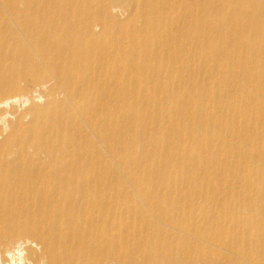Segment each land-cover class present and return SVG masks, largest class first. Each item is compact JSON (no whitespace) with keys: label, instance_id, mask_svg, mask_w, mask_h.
I'll list each match as a JSON object with an SVG mask.
<instances>
[{"label":"bare ground","instance_id":"6f19581e","mask_svg":"<svg viewBox=\"0 0 264 264\" xmlns=\"http://www.w3.org/2000/svg\"><path fill=\"white\" fill-rule=\"evenodd\" d=\"M130 6L135 21L121 25ZM171 81L188 88L174 110L150 99ZM263 113L264 0H0V264H157L116 235L122 167L158 172L142 174L147 192L118 194L170 201L152 217L186 238L204 237L179 219L222 227L209 215L228 202L247 217L227 249L235 264H264ZM141 145L157 156L147 167ZM234 157L232 175L197 172ZM233 182L246 185L237 196Z\"/></svg>","mask_w":264,"mask_h":264},{"label":"rangeland","instance_id":"374dc122","mask_svg":"<svg viewBox=\"0 0 264 264\" xmlns=\"http://www.w3.org/2000/svg\"><path fill=\"white\" fill-rule=\"evenodd\" d=\"M98 1V0H97ZM145 1V0H144ZM106 6H109L108 2L103 3ZM131 9V10H130ZM133 11V12H132ZM140 11V10H139ZM137 11L136 9L128 7L127 9V15L125 16H118V19L122 23L121 25H128L129 21L134 22L135 21V15ZM124 18V19H123ZM116 19L117 21H119ZM135 25V23H132ZM132 25V26H133ZM137 29H140L142 24L135 25ZM144 35H146L144 33ZM180 82H169V83H162L160 86L163 88V91H165L164 94H157L150 98L151 100H154L155 102L160 101L163 99L162 102L166 103V107H169V109L174 110L175 102L174 99L177 100V97L183 96L187 94L188 88L182 87L180 89ZM150 89H154L153 85H151ZM171 89H175L174 95L166 96V92L170 91ZM135 97L136 94H133ZM147 101V99L143 100L142 102ZM140 106H142V103H139ZM172 110H166L165 112L169 113ZM210 111L209 109L207 110ZM247 111L249 113H256V110L253 108H249ZM218 114V117L220 116L221 110L215 111ZM206 113V111H205ZM264 115V113H263ZM159 126V125H158ZM161 126V125H160ZM208 128H204V130H207ZM203 130L195 132L194 135H199L201 138L204 134L202 133ZM156 137V136H155ZM236 142L233 137L231 136H225L220 143V147H223L224 150L227 149L228 145L231 142ZM192 145L189 142H180L178 144V148L180 150L183 149H191ZM141 148V149H140ZM134 153H136V156L142 157V162L144 166H149L156 158L157 156L152 153V150H150V155L145 154L148 151H145V148L141 145L138 149L134 148ZM145 152V153H144ZM237 150H233L230 155H234L237 157ZM145 155V156H144ZM232 158L234 162L232 164L227 165L225 170H217V169H202L200 172L203 177H208L211 173L213 174H222V175H232L236 172L237 166L240 165L242 162L238 158ZM145 168L136 169V168H118L115 170L114 176L115 179L112 183L114 192H111L114 194L113 201L117 202L120 205H123L121 208H115V212L113 216H116L115 220V228H116V235H123L127 240H130L132 248L136 249L137 246L135 243L142 244L144 246V249H149L150 252L153 253V257H155V262L157 264H235L237 263V259H235L234 254H231L229 252V247L232 245L239 246L238 244H242V239L238 235L237 229L235 228V224L242 223L244 224L245 218L241 219H235V214L233 212V207H230L228 205V202L222 203L220 207H215L212 209L211 214L209 215L211 219L210 222H214V218H221L222 227H215L208 225L207 222H201V221H184L183 219H179L180 221L184 222L185 224H190L189 222L195 223L194 227H198L197 229L203 232L202 234V241L195 240L192 236L189 238L183 237L181 233H177L172 228L166 226L164 223L160 221H156L153 219L151 210L155 211L156 208H160L163 206H166L170 204V201H163V200H153L150 205H147L146 203L140 202L135 203L133 200L130 199V197H127L125 194L119 195V190H130L129 193H132L131 191H134V187L136 185H141L140 190H144V193L148 191V181L143 180L142 174L144 173H150L151 176H155L156 180H158V172L152 170L151 172L143 170ZM250 169V168H249ZM172 172V174H171ZM118 173V174H117ZM168 175H172V177H175V175H180V173L175 172L174 170H170L167 172ZM187 176V175H186ZM256 181V180H255ZM221 181L214 180L212 181V185H218ZM234 189L236 190V196L237 194L242 192L243 187H245V183L243 184H235L234 182ZM256 184V183H255ZM260 186L262 188V191H264V179L263 181H259V185L255 187L256 190L261 191ZM163 187V186H162ZM242 187V188H241ZM164 188V187H163ZM193 187L187 188L191 189ZM199 188V187H197ZM127 192V191H126ZM243 200V199H241ZM262 200V199H261ZM183 203L181 204L186 212H190V203ZM196 202L195 204H197ZM249 204L252 205L253 202L246 201L241 204V206ZM132 206L135 204L137 210L134 213H127L125 211V206L128 205ZM194 204V205H195ZM193 205V204H192ZM260 209H264V203H259ZM149 209V210H148ZM229 209L231 212L226 213V210ZM237 209V207H235ZM172 214V213H171ZM237 222V223H236ZM123 226V230H120L119 227ZM215 225V222L214 224ZM26 227H23V230ZM211 235L213 237L211 238ZM232 236V239L235 240V244H230L232 241L230 237ZM31 240L36 239L34 236H30ZM138 239V240H137ZM170 248H173V252ZM171 250L172 253L169 251ZM145 251V254H147ZM103 257V256H101ZM242 263L246 264L244 261H241Z\"/></svg>","mask_w":264,"mask_h":264}]
</instances>
